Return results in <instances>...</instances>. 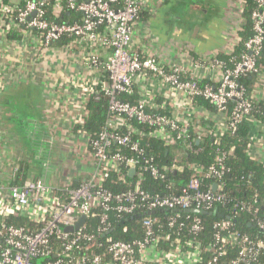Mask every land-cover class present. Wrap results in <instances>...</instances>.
<instances>
[{
  "label": "built area",
  "instance_id": "1",
  "mask_svg": "<svg viewBox=\"0 0 264 264\" xmlns=\"http://www.w3.org/2000/svg\"><path fill=\"white\" fill-rule=\"evenodd\" d=\"M254 2L257 8L250 16L253 36L245 43L250 53L242 55L232 67L213 57L208 66L220 70L222 76L215 85L201 87L198 78H190L184 67L162 63L153 55H141L133 50L136 26L141 13L149 9V0H0V37L6 39L9 32H19L33 50L35 60H45L55 44L65 39L80 45L84 49L85 65L103 73L100 85L103 93L110 98L109 109L114 115L98 139L91 140L85 131L88 145L93 150L94 171L90 179L79 187L72 188L71 183L49 185L43 179L26 181L22 185L0 184V219L25 216L42 226L36 232L29 233L23 228L1 225L0 264H37L39 257L49 256H53V259H48L46 264H264V213L259 215L258 208L248 203L235 204L231 213L235 217L241 212L251 214V223L260 231L256 238L242 233L231 217L214 223V236L207 244L196 239L183 242L182 239L163 237L156 233V221L150 218L143 221L145 237L133 243L114 241L91 247L97 235L88 232L85 223L78 231H66L83 216L87 221L99 208L104 213L97 231L99 235L105 234L113 210L125 216L136 213L139 208L136 194L150 211L195 209L211 212L217 204L227 199L218 183H215L218 185L216 191L215 184L211 190L203 188L204 180L223 178L227 171L224 165L206 170L191 166L193 175L182 195L153 197L136 189L135 193L113 196L100 184L104 179L103 169L116 170L121 163L130 171L136 169L137 174V159L127 160L121 153L110 151L113 145H117L129 146L139 155L143 153L138 143L132 142L131 131L125 134L121 132L128 121L135 120L155 127L163 140L188 143V149H192L189 120L179 119L166 106L151 107L143 100L132 105L116 98L117 93L132 94L138 77L151 75L158 78L189 100H208L221 113H225L229 103L236 102L230 123L226 126L231 132H235L237 125L251 114L252 102L247 99L246 90L239 84L238 78L249 74L263 76L257 58L264 47V0ZM245 5V0H241L238 9L242 16ZM49 12L56 17L67 13L69 17L59 23L48 18ZM233 39L229 53L233 52L237 36L234 35ZM6 41L9 43L0 44V66L13 42ZM94 94L99 99V90ZM148 107L161 109L163 113L149 112ZM122 116L125 119H121ZM148 170L154 179L164 180L168 173L182 172L184 167L176 161L164 170L154 166L148 167ZM60 193L68 195V200L59 197ZM112 201H117L119 205L112 208ZM174 225L175 220L171 218L170 227ZM179 229L197 236L203 232L204 225L202 219L196 217L192 224L180 226ZM53 236L60 243L59 248L50 245ZM161 241L169 242L172 249H162ZM100 249L102 252H98ZM207 255L210 257L208 260Z\"/></svg>",
  "mask_w": 264,
  "mask_h": 264
},
{
  "label": "crops",
  "instance_id": "2",
  "mask_svg": "<svg viewBox=\"0 0 264 264\" xmlns=\"http://www.w3.org/2000/svg\"><path fill=\"white\" fill-rule=\"evenodd\" d=\"M239 4L241 0H149L136 26L133 50L184 67L190 78L217 83L222 72L210 68L209 60L228 51L244 26ZM2 42L9 43L0 37ZM83 50L67 40L45 60H35L26 39L11 42L0 66V184L17 181L21 167H28L26 181L43 179L54 186L81 184L92 175L87 134L76 128L88 118L87 103L103 73L85 65ZM135 85L148 106H166L189 120L199 135L206 130L202 122L212 124L216 136L227 131L225 114L196 107L160 79L141 76ZM253 97L264 107V70ZM252 125L250 155L264 165V119L254 118Z\"/></svg>",
  "mask_w": 264,
  "mask_h": 264
},
{
  "label": "trees",
  "instance_id": "3",
  "mask_svg": "<svg viewBox=\"0 0 264 264\" xmlns=\"http://www.w3.org/2000/svg\"><path fill=\"white\" fill-rule=\"evenodd\" d=\"M246 5L243 10V16L246 23L238 32L236 44L233 47V52H221L216 54V58L223 61L227 66L232 67L234 63L240 60L242 55L249 54L245 48V43L253 36V23L250 19L251 13L257 8L254 0H245ZM51 8L49 9V11ZM71 14V13H70ZM145 12L141 13L142 20ZM49 19H54L56 22H65L69 15L63 13L60 16H54V13L49 12ZM22 34L19 32H9L6 34L8 41H16L22 39ZM67 42V39L60 43ZM192 56L196 59L194 53ZM257 64L260 70H264V47L257 58ZM103 76H106L104 74ZM260 79V75L249 74L240 76L238 82L246 90L247 99L252 102V112L249 116L237 125L235 132L227 130L223 135L216 136L214 126L212 124L202 122L205 132L199 135L195 129L190 126V140L192 149H188V143L184 142H167L163 140L155 127L147 124H141L135 120L128 121V125L123 129L122 133L132 132V142L138 143L139 148L143 151L138 154L131 150L129 146L120 147L113 145L110 148L111 152L121 153L125 159H137V174H131L129 168L124 163H121L116 170L103 169L104 179L100 187L112 194L113 196L126 195L135 193L136 189L147 193L153 197H164L172 195H182L184 188L188 185L191 177V166H199L206 170L211 167L221 168L224 165L227 169L222 179H206L204 180V190H211L215 183H218L223 188V193L227 199L217 204L211 212L207 214L195 213L191 211H169V210H154L150 211L146 208V203L142 202L139 195L136 196V203L139 205L136 213L132 216H125L113 210L110 215L108 231L105 234H98V229L101 226L100 218L104 213L103 210L95 209L93 216L85 222L86 230L97 235L96 241L91 243L94 247L98 243L109 244L114 241H123L133 243L142 240L145 237L146 229L143 226V221L146 218L155 220L154 229L157 234L163 237H170V240L182 239L183 242L196 239L203 244H207L214 236V223L224 221L227 218L237 223L238 229L245 234L256 238L260 235V231L254 224L251 223L252 215L241 212L236 217L231 213L232 208L238 203H248L255 208H258V214L264 213V165L253 159L250 155V149L253 146L254 138L252 122L255 119H264V107L262 103H257L253 94L256 89V84ZM199 80L201 87L206 85H215L214 82ZM102 84L99 86V99L96 94L89 98L87 103L88 118L82 126H78L76 130H84L88 133L91 140L98 139L101 132L107 129V123L114 115L110 112V98L102 91ZM116 98L124 103L136 105L141 101V96L135 89L132 94L117 93ZM192 104L196 107H204L208 111H218L217 108L204 98L191 99ZM236 102L229 103L225 113L230 123V117ZM149 112L159 114L163 111L147 108ZM219 112V111H218ZM121 119H125L124 116ZM202 125V126H203ZM89 152L92 154V146H89ZM184 167L182 172H170L164 180H156L151 176L148 167L154 166L160 170L169 168L174 162ZM17 174V181L10 185H22L26 181V171L24 167ZM25 171V172H24ZM90 179V177L88 178ZM80 183L71 182V187H79ZM63 200H68V195L59 194ZM119 205L117 201H112L110 206L115 208ZM199 217L203 221L204 230L202 233L194 236L188 234L187 230L182 231L180 226H189L194 218ZM171 218L175 220L174 227H170ZM5 224L8 227L23 228L26 232L34 233L41 225L33 222L29 217L25 216H10L0 219V226ZM50 245L59 248L60 243L55 236L50 238ZM85 246V244H83ZM90 246V245H89ZM160 247L167 251L171 250V244L166 241H161ZM98 252H102L100 249ZM49 258L39 257L36 260L37 264H46ZM209 255L206 256L208 260Z\"/></svg>",
  "mask_w": 264,
  "mask_h": 264
},
{
  "label": "water",
  "instance_id": "4",
  "mask_svg": "<svg viewBox=\"0 0 264 264\" xmlns=\"http://www.w3.org/2000/svg\"><path fill=\"white\" fill-rule=\"evenodd\" d=\"M136 173V169H132L131 170V174L134 175ZM217 187L218 185L215 184L214 185V190L216 191L217 190ZM188 211H191V212H195V213H203V214H207V212L205 211H198V210H188ZM86 222V217L83 216L80 218V221L74 226V227H70V228H67L66 231L68 232H73V231H78L79 229H81L84 225V223Z\"/></svg>",
  "mask_w": 264,
  "mask_h": 264
}]
</instances>
